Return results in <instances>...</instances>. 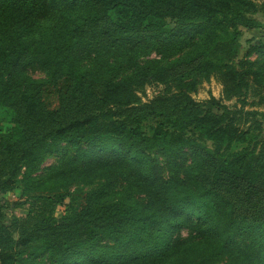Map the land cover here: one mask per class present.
Here are the masks:
<instances>
[{"label":"trees","instance_id":"1","mask_svg":"<svg viewBox=\"0 0 264 264\" xmlns=\"http://www.w3.org/2000/svg\"><path fill=\"white\" fill-rule=\"evenodd\" d=\"M258 12L0 0V264H264V39L225 53Z\"/></svg>","mask_w":264,"mask_h":264},{"label":"rangeland","instance_id":"2","mask_svg":"<svg viewBox=\"0 0 264 264\" xmlns=\"http://www.w3.org/2000/svg\"><path fill=\"white\" fill-rule=\"evenodd\" d=\"M255 17L259 20L260 24L264 25V13L258 12L256 13ZM257 38L264 39V27L256 28V29H241L239 36L237 37L235 43L233 45H230L229 48L226 50V54L229 58L233 59L234 61L238 58H243L244 53L246 52L248 48V43L252 40H255ZM31 74L35 77H42L43 73L39 70L31 71ZM160 86H157L156 84H150L145 88V96L142 97V100H146L147 98H150ZM210 95H213L214 97H221L222 96V85L215 80L214 78H211L208 82L202 83L197 91L192 94L193 98L196 100H204L207 99ZM225 103L232 106L234 105V100H225ZM247 108V107H246ZM54 157H48L46 158L44 165L50 164L54 162ZM3 201H6L8 204L7 213L13 214L16 216L23 215L26 210L25 205L15 206L14 203L19 201V191L14 190L12 192H8L3 197L0 198ZM62 207H58L56 210V214L60 215V210ZM183 234H185V231H183Z\"/></svg>","mask_w":264,"mask_h":264}]
</instances>
